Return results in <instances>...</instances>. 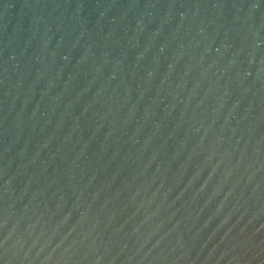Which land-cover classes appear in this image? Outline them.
I'll return each mask as SVG.
<instances>
[{
	"label": "water",
	"instance_id": "1",
	"mask_svg": "<svg viewBox=\"0 0 264 264\" xmlns=\"http://www.w3.org/2000/svg\"><path fill=\"white\" fill-rule=\"evenodd\" d=\"M0 264H264V0H0Z\"/></svg>",
	"mask_w": 264,
	"mask_h": 264
}]
</instances>
